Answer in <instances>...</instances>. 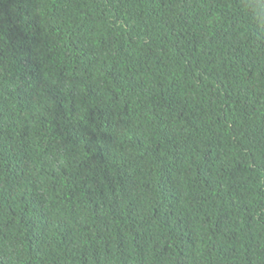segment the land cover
<instances>
[{
    "label": "trees",
    "instance_id": "16d2710c",
    "mask_svg": "<svg viewBox=\"0 0 264 264\" xmlns=\"http://www.w3.org/2000/svg\"><path fill=\"white\" fill-rule=\"evenodd\" d=\"M0 264H264V0H0Z\"/></svg>",
    "mask_w": 264,
    "mask_h": 264
}]
</instances>
